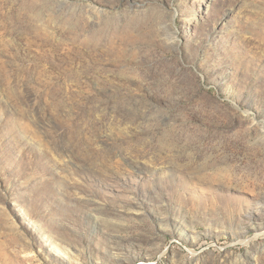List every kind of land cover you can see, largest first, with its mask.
<instances>
[{
	"label": "rangeland",
	"instance_id": "1",
	"mask_svg": "<svg viewBox=\"0 0 264 264\" xmlns=\"http://www.w3.org/2000/svg\"><path fill=\"white\" fill-rule=\"evenodd\" d=\"M0 264H264V0H0Z\"/></svg>",
	"mask_w": 264,
	"mask_h": 264
}]
</instances>
